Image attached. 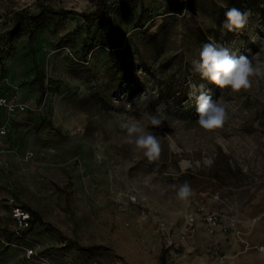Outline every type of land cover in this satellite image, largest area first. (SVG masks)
Masks as SVG:
<instances>
[{
    "label": "rangeland",
    "instance_id": "obj_1",
    "mask_svg": "<svg viewBox=\"0 0 264 264\" xmlns=\"http://www.w3.org/2000/svg\"><path fill=\"white\" fill-rule=\"evenodd\" d=\"M228 1L0 0V92L23 105L0 107V264H264V78L233 92L192 67L207 43L264 64V0L239 32L217 21ZM201 91L225 109L212 130ZM132 120L157 159L125 142ZM199 206L232 227L189 225Z\"/></svg>",
    "mask_w": 264,
    "mask_h": 264
},
{
    "label": "clouds",
    "instance_id": "obj_2",
    "mask_svg": "<svg viewBox=\"0 0 264 264\" xmlns=\"http://www.w3.org/2000/svg\"><path fill=\"white\" fill-rule=\"evenodd\" d=\"M187 11V10H185ZM249 12H242L232 7L225 12V21L222 28L228 32H239L248 22ZM193 70L199 73L201 78L218 86L220 89L229 88L233 92L251 87V77L264 78V64L253 66L250 59L245 55L239 57L232 55L225 47H216L213 43L203 45L199 53V59L192 61ZM203 85L200 86L202 88ZM197 113L199 119L197 123L206 130L219 127L225 119V109L213 101L211 97L201 91L196 98ZM150 123L159 127L161 121L155 116L149 117ZM126 132L124 140L128 144H134L136 149L143 150V155L149 161L158 158L160 146L156 136L145 130L137 121L132 120L120 125ZM205 163H210L205 161ZM192 194L190 185L185 182L179 186L176 193L177 199L186 200Z\"/></svg>",
    "mask_w": 264,
    "mask_h": 264
},
{
    "label": "built area",
    "instance_id": "obj_3",
    "mask_svg": "<svg viewBox=\"0 0 264 264\" xmlns=\"http://www.w3.org/2000/svg\"><path fill=\"white\" fill-rule=\"evenodd\" d=\"M0 107H4V110L11 114L15 111L23 109V105L18 102L10 101L3 96L0 92ZM8 130V122L0 119V134H5ZM11 202V216L15 222L16 228L19 231L29 229L31 224V219L33 217L29 209L21 204ZM196 219H199L209 235H212L216 229L222 230L223 232L228 231L233 225V219L230 217H223L216 211L209 210L204 206L197 207L196 212L190 213L187 216V223L191 225ZM216 242V241H215ZM213 241V243H215ZM32 253V250L29 251Z\"/></svg>",
    "mask_w": 264,
    "mask_h": 264
},
{
    "label": "trees",
    "instance_id": "obj_4",
    "mask_svg": "<svg viewBox=\"0 0 264 264\" xmlns=\"http://www.w3.org/2000/svg\"><path fill=\"white\" fill-rule=\"evenodd\" d=\"M102 4H104V0H103ZM246 4H248V0H229L227 3V7L222 10L221 15H219V17H218V20H217L218 23L222 24L223 16H225V12L227 11V9L235 7L241 11L242 8L244 7V5H246ZM240 7H242V8H240ZM101 8H103V5ZM37 219H38V216L36 214L33 215L32 219H31V224H33ZM27 230H25V231H27ZM164 254H165V251H163V253H162V261L163 262H164Z\"/></svg>",
    "mask_w": 264,
    "mask_h": 264
}]
</instances>
